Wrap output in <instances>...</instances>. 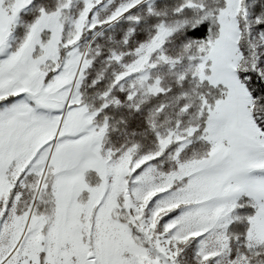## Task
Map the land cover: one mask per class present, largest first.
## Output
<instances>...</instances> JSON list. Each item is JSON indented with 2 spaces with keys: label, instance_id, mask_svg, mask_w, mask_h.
I'll return each instance as SVG.
<instances>
[{
  "label": "snow or ice",
  "instance_id": "obj_1",
  "mask_svg": "<svg viewBox=\"0 0 264 264\" xmlns=\"http://www.w3.org/2000/svg\"><path fill=\"white\" fill-rule=\"evenodd\" d=\"M0 264H264V0H0Z\"/></svg>",
  "mask_w": 264,
  "mask_h": 264
}]
</instances>
